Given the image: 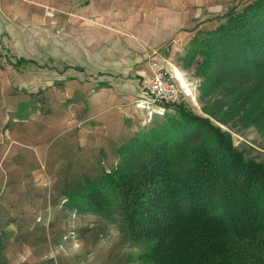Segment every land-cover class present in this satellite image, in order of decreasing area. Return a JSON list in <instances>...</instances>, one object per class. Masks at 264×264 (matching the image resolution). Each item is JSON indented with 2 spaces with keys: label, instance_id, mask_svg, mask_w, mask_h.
<instances>
[{
  "label": "crops",
  "instance_id": "0c3cea01",
  "mask_svg": "<svg viewBox=\"0 0 264 264\" xmlns=\"http://www.w3.org/2000/svg\"><path fill=\"white\" fill-rule=\"evenodd\" d=\"M236 1L0 0V264H139L117 221L67 193L147 124L149 59L177 74L176 54Z\"/></svg>",
  "mask_w": 264,
  "mask_h": 264
},
{
  "label": "trees",
  "instance_id": "16d2710c",
  "mask_svg": "<svg viewBox=\"0 0 264 264\" xmlns=\"http://www.w3.org/2000/svg\"><path fill=\"white\" fill-rule=\"evenodd\" d=\"M174 59L194 67L205 115L185 100L153 113L118 147L115 167L68 191L65 204L119 216L143 244L141 264H264V162L211 120L236 117L264 135V0L216 15Z\"/></svg>",
  "mask_w": 264,
  "mask_h": 264
},
{
  "label": "rangeland",
  "instance_id": "374dc122",
  "mask_svg": "<svg viewBox=\"0 0 264 264\" xmlns=\"http://www.w3.org/2000/svg\"><path fill=\"white\" fill-rule=\"evenodd\" d=\"M245 1L246 0H237L230 7L236 6L238 4L241 5ZM174 62H176L175 59ZM175 64L178 66L180 70L181 77L183 78L185 83L184 85L190 87L192 91V95L194 97V99L192 100L191 99L185 100L186 106L200 115H205V113H203L202 111V107L205 104V102L199 99L198 87L200 80L194 74V67L182 68L177 63ZM212 98H213L212 96L207 97L206 100ZM146 111L147 113H149L147 124H150L152 122V118L154 114L149 112V110ZM159 117H163V116L158 115V118ZM226 118H227V122L225 123H221L220 121H217L213 118L211 120L215 124L219 125L223 130H226L230 133L233 144L239 149L243 150L246 156H253L257 160H261L264 162V135L260 134L253 127H242L241 125L238 124L236 117H232V118L226 117ZM116 217H117V222L120 224L118 219L120 217L119 216ZM133 247H134L133 252H135V255L137 254V256L138 254L142 253L144 250L142 243H133ZM139 264H141L140 261Z\"/></svg>",
  "mask_w": 264,
  "mask_h": 264
},
{
  "label": "built area",
  "instance_id": "2783aa9c",
  "mask_svg": "<svg viewBox=\"0 0 264 264\" xmlns=\"http://www.w3.org/2000/svg\"><path fill=\"white\" fill-rule=\"evenodd\" d=\"M149 68L150 72L141 82L144 96L137 100L138 107L162 114L167 105L194 99L190 87L181 83L175 69L166 68L152 57L149 59Z\"/></svg>",
  "mask_w": 264,
  "mask_h": 264
},
{
  "label": "bare ground",
  "instance_id": "6f19581e",
  "mask_svg": "<svg viewBox=\"0 0 264 264\" xmlns=\"http://www.w3.org/2000/svg\"><path fill=\"white\" fill-rule=\"evenodd\" d=\"M175 72H176V69H175ZM176 75L178 76V79L182 82V84L184 85L185 83H184L183 78L181 77V74H180L179 70H177V74Z\"/></svg>",
  "mask_w": 264,
  "mask_h": 264
}]
</instances>
